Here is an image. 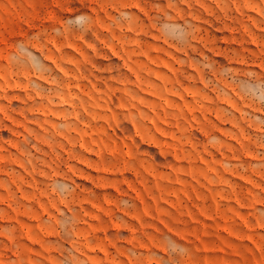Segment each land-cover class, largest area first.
Returning a JSON list of instances; mask_svg holds the SVG:
<instances>
[{"label": "rangeland", "instance_id": "1", "mask_svg": "<svg viewBox=\"0 0 264 264\" xmlns=\"http://www.w3.org/2000/svg\"><path fill=\"white\" fill-rule=\"evenodd\" d=\"M0 264H264V0H0Z\"/></svg>", "mask_w": 264, "mask_h": 264}]
</instances>
